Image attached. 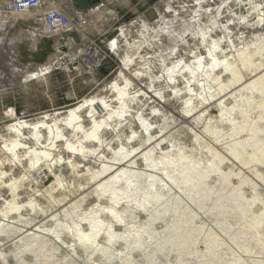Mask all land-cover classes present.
<instances>
[{
  "label": "bare ground",
  "instance_id": "obj_1",
  "mask_svg": "<svg viewBox=\"0 0 264 264\" xmlns=\"http://www.w3.org/2000/svg\"><path fill=\"white\" fill-rule=\"evenodd\" d=\"M245 2L251 11L246 17L239 15ZM175 8L169 12L172 15H166L172 17L171 32L165 29V23H170L161 8L155 13L162 15L161 21L143 17L121 29L112 44L123 65L94 96L82 99L72 109L43 113L31 120L19 119L12 111L6 115L13 121L0 127V153L10 160L9 165L0 166V264L14 258L6 255L10 246L5 243L22 234L34 236L38 242L43 240L52 248L64 246L67 253L75 256L83 251L87 264H109L113 259L120 264H135L134 253L144 255L146 263L153 264L156 254H180L186 247L185 255L203 259L210 253L219 261L215 251L222 247L220 235L207 226H195L197 215L190 206L203 209L204 203L210 201V211L227 215V200L235 210L241 208L238 199L245 202L243 214L255 202L262 205L256 220L243 226V230L223 220L216 223L217 228L233 243L250 237L264 251L260 238L264 234L258 232L264 220V198L258 191L259 185L264 187V0H181ZM99 11L98 7L86 16L78 14L77 24L84 26ZM234 18L239 20L230 22ZM182 19L188 25L185 29L180 22L174 23ZM138 30L145 52L151 53L135 62L128 49L138 42ZM167 33L180 44L171 46L165 56L170 48ZM58 40L31 38L26 45L20 40L0 38V50H6L4 59H12L14 56L10 58L9 54L13 53L20 62H34L39 67V71L36 68L24 72L21 78L28 81L42 77L41 67L49 66L51 61H45L49 50L62 45ZM189 47L193 51L190 56L186 54ZM8 59L3 63L13 67L9 68L10 74L17 73L18 67ZM152 65L158 67L156 72L151 70ZM154 73L150 80L149 74ZM20 84L23 87L25 82ZM171 96L184 103L183 113H169ZM212 104L218 116L203 118ZM182 123L191 126L187 130L194 142L204 143L212 154L207 165L185 152L172 137L184 128ZM172 125L179 128L171 132ZM123 129L131 135L127 140L120 139ZM204 137L216 145L223 143L224 156L205 143ZM222 161L230 164L228 173L220 171ZM233 163L241 167L233 171ZM20 167L27 169L23 175ZM30 167L38 168L37 175L54 177L44 193L56 204V214L47 215L35 199L24 201L21 197L24 190L19 191L18 183L30 173ZM65 168L89 176L90 187H78L71 196L67 195L69 198L61 196L57 200L53 193L60 196L59 169ZM242 169L248 170L253 179ZM216 174L231 186L230 191L212 192L208 180ZM232 177L238 179L237 186L231 185ZM245 185L252 190L247 202L241 196ZM85 192V196H79ZM74 196L79 198L74 200ZM88 199L90 205L81 208ZM66 202H70L68 206ZM17 233L19 236L9 239ZM25 241L26 237L17 239L13 246L23 244L27 249ZM178 263L182 264V260Z\"/></svg>",
  "mask_w": 264,
  "mask_h": 264
},
{
  "label": "rangeland",
  "instance_id": "obj_2",
  "mask_svg": "<svg viewBox=\"0 0 264 264\" xmlns=\"http://www.w3.org/2000/svg\"><path fill=\"white\" fill-rule=\"evenodd\" d=\"M180 1L181 0H74L73 6H74V9L77 12H79L82 16L88 15L92 10H95L98 7L100 8V11L96 15H93L86 22V24L82 26L83 33H85L86 36L90 40L97 41L99 40L98 34H103L105 32H107L106 39L114 38L116 36L118 37V35H120V31L122 28H125L128 25L136 23L140 18H143V15L145 18H147V13L149 11L153 12L155 10L154 11V14H155L157 8H161L166 12V13L164 12L165 20H168L169 21L168 23L170 24L165 23V26H166L165 29L168 32H171L173 31V29H170L172 17L166 16V15H172V14H169V12L171 13V10L176 11L177 9L176 8L174 9V7L177 6V4L180 3ZM200 1H203V0H200ZM105 13L108 14L107 17L103 16V14ZM250 13L251 11L249 9V3L245 2V4L241 5V10H239V15L246 17ZM229 17H234V16H232V14H229ZM161 18H162V15L155 14V19L161 21ZM238 20L239 19L234 18V19H230V22L232 21L236 22ZM174 21H175L174 22L175 24L176 22H180L181 26L184 27V29L188 27V25H186L183 22L184 21L183 19L179 21L177 20H174ZM240 25L242 27V23H240ZM25 30H27V28L23 27L22 24H19L15 28V30L9 33L10 40L22 41V36L23 35L26 36L27 34ZM136 33L138 35V38L136 39L138 40V42H136L135 44H130L131 47L128 49V54L132 56L135 62L136 61L139 62L142 60L143 57H145L147 54H150L151 52L150 53L145 52L147 49H144V44H143L144 40L142 39L141 33L139 30ZM169 34L170 33H167V35H165L166 40L169 42L168 45L170 46V48H167L165 52L166 53L165 56H168L169 53L171 52V46H177L180 44L179 42L174 41L172 38H169L168 37ZM182 34H185V32H182ZM246 36L249 37V35H246ZM134 45H136V47L133 49L132 46ZM5 47L7 49L6 44H5ZM11 50H14V48ZM60 50H62V46H58V48L54 46V49L51 48L49 50V53L45 61H49L50 58L58 54ZM4 51L6 50L5 49L0 50V61L2 60V63H3V60L8 59V57H6L5 59L3 58L2 55ZM192 53L193 51L191 50V47H189L187 49L186 54L190 56L192 55ZM9 55H10L9 56L10 58L12 56L15 57L13 53H10ZM156 56H159V53L156 54ZM14 57H12V59H8V61H11L10 63L14 62V64L18 67L17 70H15L17 71L18 74L17 73L10 74L9 68L12 69L13 68L12 66L8 67V65H6L5 63L0 65V86L2 87L3 85L4 86L9 85L12 87L16 86V84H18L16 80V76L18 75L20 76L21 74L22 75L21 77H23L24 72L27 71L26 67L28 66V64H31V67L35 66L34 62H29V61L23 62L22 61L23 62L22 63L20 62L19 58L17 59ZM157 60H159V58L156 59V61ZM157 62L155 63L156 65H157ZM122 65L123 64L120 58H118L117 56L110 57V60H107L106 62H104L100 71L94 76V81L88 80L85 78H78V77H74L73 81H70V77L72 75L69 74V77H68V75L62 71H56L49 76H44V77L37 79L36 80L37 84L33 87L34 94L39 103V109H42V105H43L46 111H40V112L38 111L34 114H30L26 111H22V112L17 111L14 104L18 103V105L21 106L22 103L24 104L27 103V99H28L27 97H29L27 95H23L22 93H19V90H16L18 95H16L15 97L10 95L9 92L11 91L7 92L5 94V98L3 99V104L7 108L8 107L13 108L16 112L15 113L16 117L22 120H31L34 118H38L43 113L53 114L55 112H63L67 109L74 108L82 99L86 97L94 96L106 84L111 82L116 77ZM157 68H158L157 66L152 65L151 70L156 72ZM12 71H14V69ZM20 71L21 73H19ZM151 75H156V73L149 74L150 80L153 79ZM21 79L23 80V82L26 83L27 80L23 78ZM25 86L26 85H24V87ZM23 88H21L22 92L26 93L27 91H25ZM144 89H147V87H145ZM41 91L44 96L41 95ZM42 99L44 101L46 100L47 106L43 104ZM168 102H169L168 111L170 114L177 115V114L183 113L184 107H185L183 102H181L174 96H171ZM210 107L206 111V114H204L203 118H206L208 115L210 116L212 115L211 116L212 118H214L215 116H218L219 112H218L216 105L212 104ZM3 111L4 110H1L0 108V127L7 125V124H11V122L13 121L12 119L4 117L2 114ZM202 123L203 122L199 123L198 125L199 128L202 126ZM181 126L184 128L180 129L176 134L174 133L172 137L174 138V140L176 141L179 147L184 148L185 152H191L194 158L198 160L202 165H207L206 162L212 159V154L207 151V148L204 143L194 142L192 134L187 130V128L189 127L188 129H190L191 126H187V124L185 123H182ZM172 128H174L173 125L169 127V129H171V132H175L179 127H175L174 129ZM196 131H198L197 134H199V132H201V129H198ZM128 132L129 131H127L126 129H123V132H122L123 135L122 137H120V139L127 140L131 136L130 133ZM6 139L9 140L8 136ZM202 139L205 141V143L211 145L217 152H219L222 156H224L223 154H225V150H224L225 148L223 146V143L216 145V144L211 143V141L207 137H204ZM5 158H7V156L0 153V166L9 165L10 160H7ZM14 163L15 161L12 162V164ZM40 165H44V163H40ZM233 165L236 166V168L235 167L232 168L233 171L238 170L241 167L238 163L236 164L233 163ZM36 167L34 168L30 167V173H27V176L25 175L24 179L18 183L20 187L19 191L22 193V189L24 190L23 191L24 193L21 194V197L24 196L23 197L24 201H27V199H35L37 204L38 203L39 205L41 204L40 206L44 208V211L46 212L47 215L50 213L56 214L58 212L55 210L56 204L52 203L50 200V197L44 193L45 189L53 184L54 177L48 174L45 177H42V175H37L36 170L39 167L38 168ZM230 167L231 166L227 161H222L219 165L220 171L223 174L228 173ZM21 168L22 167L18 168V170L20 171L21 175H23L22 173H25L27 169L26 168L21 169ZM44 168H46L45 165H44ZM257 168L263 170V168L260 165H258ZM93 170H96V169H93ZM59 171H61L60 173L61 174V184L58 186V189H59L58 192L60 193V196H57L56 193L55 194L53 193V196L55 197V199L58 200L64 197L69 198L67 197V195L71 196L78 187L80 188L90 187L88 185L89 176L87 175L83 176V175L77 174L76 172L72 171L70 168L59 169ZM242 172H244L250 179H253V176L249 173L248 170L242 169ZM221 178L222 176L219 174L212 175L209 178L208 184L212 188L213 190L212 192H217V189L223 192L224 191L228 192L231 190V186L222 182ZM237 180L238 179L234 177L230 178L231 185L237 186L238 185ZM144 181L147 182L146 179H144ZM5 191L7 192V190ZM69 191H71L72 193L68 194L67 192ZM258 191L259 193L261 192L262 198H264V187L259 185ZM85 194L87 193L85 192L83 194H80L79 196L80 197L85 196ZM251 195H252V190L250 189L249 186L245 185L242 188L241 196L247 202L249 201ZM61 196L62 198H60ZM77 198L79 197H76L74 200H76ZM90 201L91 200L89 199L85 200L81 204V208H85L89 206ZM69 203L70 202H66L65 203L66 206H68ZM210 203H211L210 201H206L204 203V206L206 208L203 207V209L196 207L194 205L190 207H191V210H193L192 212L197 215V217L194 218V223L196 224L195 226L204 225L205 228L207 226V229L210 228L220 235V239L222 240V247H219L215 251L216 255H218L219 261L211 257L210 253L203 259H197L194 255H185V251H187V247H186L183 249L182 253L180 254L174 251L166 252L165 254H156L155 257H153V264H180L178 263V260H182V264H195L197 262H209L208 264H215L216 262L218 264H239L241 261H247L246 264H255L256 262L264 263V251H262L261 247L259 246V243L257 244L250 237H247V239L245 238L241 239V241L233 243V241L230 240L231 237L229 235H224L222 232H220L216 225V223L223 220L227 225L234 224L233 227H236V228L239 227V228H242L241 230H243V226L245 227L249 225L250 223H253L254 220H256V217L260 214L258 210L262 208V205L259 202H255L243 214L242 210L244 209L243 205H245V202L242 199L241 200L238 199V204L241 206V208L236 207L235 210L231 208V207H234L233 203L227 200V202L225 203L226 205L225 210L228 213L227 215L226 214L220 215L218 211L209 210V206L211 205ZM59 210H61V208ZM53 211L56 213H54ZM259 225H258V232L264 234V220ZM18 228L22 229V225L21 227H18ZM18 234L20 233H17L15 236L10 235L9 239H13L16 236H19ZM236 236H238V234H236ZM255 236L258 237L257 235H254V238H256ZM25 237H26L25 242H26V245L28 246L27 249H25L23 244H19L18 246H15V245L13 246L14 241H16L17 239L25 238ZM260 238L264 242V237H260ZM17 239H13V242H9V243L4 242L6 244L5 246H10L8 249V253L6 255H14V258L12 260L8 259L5 264H87V262L85 261V255L83 251H80V253L77 256H75L71 253H67L65 251L64 246L58 247L57 245L56 247L52 248L48 243L44 242L43 240L41 242L36 241L34 239V236H31L29 234H22ZM199 246H203V245L199 244ZM191 249H192V246L190 247V250ZM245 250L247 251V253H244ZM171 254H173L174 256ZM239 256L241 258H239ZM94 257H96V255ZM99 261L104 262V259H100ZM133 262L135 264H147L145 256L141 254H137V253H134L133 255ZM120 263L121 262H119L117 259H113L112 262L109 264H120Z\"/></svg>",
  "mask_w": 264,
  "mask_h": 264
},
{
  "label": "built area",
  "instance_id": "obj_3",
  "mask_svg": "<svg viewBox=\"0 0 264 264\" xmlns=\"http://www.w3.org/2000/svg\"><path fill=\"white\" fill-rule=\"evenodd\" d=\"M73 1L0 0V38H9V33L15 30L19 24H22L23 27L27 28L25 30L27 32L26 36H22V42H25L26 45L31 38L47 42L59 39L58 41L63 48L60 50L57 59L53 60V56L50 58L51 61L47 64L49 66L41 67L44 73L42 77L49 76L56 71H62L68 77L69 74L72 75L70 81H73L74 77L94 81V76L100 71L104 62L110 60V57L116 56L117 48L112 42L117 36L106 39L107 32H105L98 34L99 40H90L83 33L82 26L77 24V15L81 14L74 9ZM36 68L39 71V67L36 65L31 67V64H28L26 70L30 71ZM28 79L24 84L25 87L37 80V78ZM16 80L20 88L19 93L27 95L28 87L24 89V86L20 85L22 83L21 74L16 76ZM21 88L27 92L23 93ZM7 92L13 97L18 95L15 87L9 85L1 87L0 108L4 110L2 114L6 118H8L10 111L13 114L16 113L13 108H7L3 104Z\"/></svg>",
  "mask_w": 264,
  "mask_h": 264
},
{
  "label": "crops",
  "instance_id": "obj_4",
  "mask_svg": "<svg viewBox=\"0 0 264 264\" xmlns=\"http://www.w3.org/2000/svg\"><path fill=\"white\" fill-rule=\"evenodd\" d=\"M48 79V78H47ZM46 79V80H47ZM49 80V79H48ZM49 82V81H48ZM17 83V82H16ZM37 84V82L36 81H33V82H31V83H29V84H27V86H28V93H27V96H29V97H27L26 99H27V103H22V105L20 106V105H18V103H15L14 104V106H15V108H16V110L17 111H20V112H22V111H26V112H28V113H30V114H34V113H36V112H40V111H46L45 110V107H43V105H42V109H39V103H38V101H37V98H36V96H35V94H34V86ZM19 86V84H16V86H14L15 87V89L16 90H20V88L18 87ZM18 87V88H17ZM41 95H43V93H42V91H41ZM44 96V95H43ZM45 99V98H44ZM43 100V99H42ZM47 102H46V100L44 101L43 100V104H45V106H47V104H46ZM27 104V105H26Z\"/></svg>",
  "mask_w": 264,
  "mask_h": 264
},
{
  "label": "water",
  "instance_id": "obj_5",
  "mask_svg": "<svg viewBox=\"0 0 264 264\" xmlns=\"http://www.w3.org/2000/svg\"><path fill=\"white\" fill-rule=\"evenodd\" d=\"M147 18H148L149 21L154 20V19H155V15H154V13H153L152 11H149V12L147 13ZM46 48H47V47H46ZM46 53H47V52H46ZM44 57H46V55H44Z\"/></svg>",
  "mask_w": 264,
  "mask_h": 264
}]
</instances>
